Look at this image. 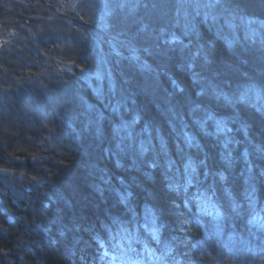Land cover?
<instances>
[{
    "label": "trees",
    "instance_id": "1",
    "mask_svg": "<svg viewBox=\"0 0 264 264\" xmlns=\"http://www.w3.org/2000/svg\"><path fill=\"white\" fill-rule=\"evenodd\" d=\"M88 2L0 0V264H264V0L110 12L98 84Z\"/></svg>",
    "mask_w": 264,
    "mask_h": 264
},
{
    "label": "rangeland",
    "instance_id": "2",
    "mask_svg": "<svg viewBox=\"0 0 264 264\" xmlns=\"http://www.w3.org/2000/svg\"><path fill=\"white\" fill-rule=\"evenodd\" d=\"M43 4V10L47 13L48 17L69 18L72 16L75 9L79 12L85 7L86 0H40ZM89 6L96 8L93 13L94 23L91 27L85 25V34L88 39V45L91 51L95 55V63L97 64L96 71L92 74V77L96 80V83H100L103 79H106V72L104 68V56L107 50L110 51L112 47L117 48L118 39L122 38L112 31L109 27L108 14L114 10L128 8L129 4L136 0H87ZM88 22L87 20H85ZM118 38V39H117ZM119 47V45H118ZM110 48V49H108ZM113 48V49H115ZM116 50H119L116 49ZM105 52V53H104ZM114 53H118L115 51ZM136 54V53H135ZM68 73V72H67Z\"/></svg>",
    "mask_w": 264,
    "mask_h": 264
},
{
    "label": "snow or ice",
    "instance_id": "3",
    "mask_svg": "<svg viewBox=\"0 0 264 264\" xmlns=\"http://www.w3.org/2000/svg\"><path fill=\"white\" fill-rule=\"evenodd\" d=\"M220 125H219V122H218V124H217V127H219ZM187 143H191V138H188V141H187ZM262 150H264V146H262Z\"/></svg>",
    "mask_w": 264,
    "mask_h": 264
}]
</instances>
